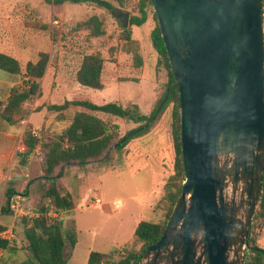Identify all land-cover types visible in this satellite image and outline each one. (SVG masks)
<instances>
[{
  "label": "rangeland",
  "instance_id": "374dc122",
  "mask_svg": "<svg viewBox=\"0 0 264 264\" xmlns=\"http://www.w3.org/2000/svg\"><path fill=\"white\" fill-rule=\"evenodd\" d=\"M110 1L117 7L113 12L97 5L71 1L53 4L45 0H0V52L15 56L20 61L23 73L16 75L17 87H23L25 84L24 72L28 61L38 60L40 52L50 54L46 73L40 80L41 93L30 100L34 110L40 112L36 115L35 123L38 124L36 130L41 134L42 141H50L52 138L48 130L44 131V127L46 124L48 126L57 114L48 112V104L84 98L101 104L117 99L122 101L125 107L136 110L137 106V112L149 115L166 88L167 71L160 63V57L152 44L151 32L156 26L152 10L142 25L126 26L130 28L132 36V41H128L122 21L116 16V12H127L130 17L140 16V0H127L123 6L114 0ZM93 15L103 22L104 33L97 37L80 24ZM97 52L104 58L106 67L105 81L102 77L105 85L101 90L83 86L76 79L83 57ZM137 52L142 57L141 65L136 64ZM0 71L4 72L2 69ZM173 106L174 102H171L166 110L151 122L149 131L132 138L121 149L114 148L107 159L85 164V169L90 172L103 170L101 183L95 187L96 194L89 196L78 209L67 213L63 211L59 216L63 219L65 228L75 226L80 233V245L73 252V256L71 247L67 250V264H87L89 251L111 248L115 249L108 253L107 258L118 260L122 255L118 252L121 248L141 247V242L134 234L138 222L166 219L168 206L164 208V205H169L167 194L169 190L176 189L173 184L178 183V180H172L175 172ZM80 109L82 107H71L66 113L70 116ZM104 116L109 124H118L119 138L141 124L117 116ZM137 141L148 142V147L145 148L148 149L149 159L158 165L159 173H155L153 177L160 184L158 194L152 192L153 179L147 177L156 165L141 159H147L148 156L140 153L141 158L126 162L131 159L129 146L137 144ZM154 149H158V163L154 160ZM30 160L32 169L25 170L16 163L11 173L16 171L20 174L1 182L2 206H7L8 200L18 192L25 195L23 206L27 211L32 212L39 206L42 196L33 185V180L42 174L43 150L33 154ZM66 168L71 170L67 165L62 176L57 177L61 182L67 173ZM65 188L66 185L61 191L65 192ZM9 189L13 190L10 197L7 193ZM48 202L46 199V203ZM148 202H152L150 208L146 205ZM107 205L111 206L112 212L105 209ZM49 215L55 216V213L51 211ZM21 216L13 211H0V227H6L1 234H5L12 242L16 239V260L24 259L28 255ZM251 228V241L248 242L245 253L250 252V246L264 248V219H256L254 216ZM3 252L0 250V255Z\"/></svg>",
  "mask_w": 264,
  "mask_h": 264
},
{
  "label": "water",
  "instance_id": "95a60500",
  "mask_svg": "<svg viewBox=\"0 0 264 264\" xmlns=\"http://www.w3.org/2000/svg\"><path fill=\"white\" fill-rule=\"evenodd\" d=\"M151 2L175 82L141 129L177 87L185 179L139 264H243L264 178L263 0Z\"/></svg>",
  "mask_w": 264,
  "mask_h": 264
},
{
  "label": "trees",
  "instance_id": "16d2710c",
  "mask_svg": "<svg viewBox=\"0 0 264 264\" xmlns=\"http://www.w3.org/2000/svg\"><path fill=\"white\" fill-rule=\"evenodd\" d=\"M45 1L53 4H63L67 1L79 4L88 3L103 7L112 12L117 9L110 0ZM114 1L123 6L127 0ZM151 10L156 19V26L151 32L152 44L160 57V63L163 64L167 71L168 77L163 94L149 115L137 112V106H135L136 110H134L116 101L99 104L89 98L66 99L63 103L47 105L48 112L57 113L48 126L46 124L44 127V131L48 130L52 138L50 141H42L41 134L37 130L34 131L32 128L27 129L24 135V143L28 150L17 154L18 162L24 166L28 164L33 150L39 145H41L44 155L43 175L38 180H34L35 182L33 183L37 187L38 192L40 191L42 200L35 210L32 212L28 210V214L21 216L24 223L23 233L27 241L25 249L28 255L24 259L16 260V252L18 250V246L15 243L16 239L12 242L10 238L0 234V250L4 251L0 255V264H67V250L70 247L72 249L77 243V231L75 226L65 228L63 219L59 217L63 211H70L74 207L72 194L69 191H61V188L65 187L63 181L61 182V179L57 178L61 166L64 163L71 165V162L84 166L91 161H100L106 155L110 146L117 141L127 137L116 147L118 150L125 147L132 138L141 136L151 128V125H149L141 129L153 118L159 104L175 82L167 49L151 0H140L139 11L141 15L131 16L130 21L133 25H142L147 20ZM80 24L91 30V34L95 37L104 33V29L102 28L103 22L96 15L91 16ZM123 28L126 31V39L132 41L130 28L124 26ZM49 58L50 54L48 52H40L38 60L28 61L24 72V86L13 88L11 95L5 101H0V114L8 123H16L18 119H15L14 116L23 114V103L40 95V80L46 73ZM135 60L137 65L142 64V57L138 52L135 54ZM104 63L105 60L100 53L86 54L77 71V81L83 86L102 89L104 87L102 80ZM0 69L16 75L23 73L20 61L5 52H0ZM171 102H174L172 111V138L175 151V172L172 180H178V183L173 184L174 187L176 186V189L169 190L167 194L166 200H168L169 205H164V208L168 206L166 219L164 221L141 220L137 224L135 237L141 242L139 249L121 248L118 252L122 253V255L118 260L107 258L109 257L108 253L113 252L115 248L108 253L94 250L90 252L87 264H139L147 246L161 237L167 219L181 193L182 184L185 179L180 135V101L177 87L172 89L157 116L166 110ZM71 107H82L83 110H76L73 115L68 116L66 111ZM102 114L130 119L135 122H141V124L119 138L118 124H109L102 117ZM133 132L135 133L133 134ZM12 192V189L8 190V197L11 196ZM46 199L49 200L48 203H46ZM0 211L7 213L14 212V210L9 208V204L2 206L1 203ZM51 211L55 213V216L49 215ZM254 216L256 219H264V178L260 200ZM5 229L6 227H0V233ZM251 236L252 228H250L249 232V243ZM243 264H264V248L250 246V252L245 253Z\"/></svg>",
  "mask_w": 264,
  "mask_h": 264
},
{
  "label": "crops",
  "instance_id": "0c3cea01",
  "mask_svg": "<svg viewBox=\"0 0 264 264\" xmlns=\"http://www.w3.org/2000/svg\"><path fill=\"white\" fill-rule=\"evenodd\" d=\"M105 70H106V67H104V70L102 73L103 79H104V76H106ZM16 77H17L16 74H11L7 71H4V72L0 71V101H5L11 95L12 89L17 87L18 81H17ZM104 81H105V79H104ZM104 85H105V83H104ZM102 89H104V87ZM99 90H101V89H99ZM112 101H114V100H112ZM115 101L124 106L122 101L117 100V99H115ZM107 102H110V101H107ZM104 103H106V102H104ZM22 107H23V114L21 113L19 115L14 116L15 119H18V121L14 124L8 123L0 114V184L3 181H7L10 176L16 177L14 175L20 174L16 171L11 173V170H13V167H14L13 165H16V163L19 164L21 167L25 168V170L32 169L31 168L32 167V164H31L32 160H30L28 162V164L25 166L21 165L18 162L17 154L21 153V152H25L28 150L27 146L24 143V135H25V132L27 129L32 128L34 131H36V128L38 126V124L35 123L36 115L40 112L34 110L33 103L30 101L24 102ZM80 110H83V109H80ZM44 115H46V114H44ZM104 115L105 114H102V117H105ZM139 141L135 142L137 144H133V145L131 144V146H129L130 147L129 149L131 150L129 152L131 159L126 160V162L133 161L134 158L135 159L141 158L139 156L144 155V153H145V156H148V158L147 159L141 158V159H143L144 161H147V162L150 161L149 155L147 154L148 149L145 148V146L148 145V142H146V141L139 142ZM154 143L156 144V142H154ZM40 149H41V145H39L36 149L33 150L32 155L37 153ZM157 150L154 149L153 154H154V160L158 163ZM140 153H142V154L140 155ZM91 162H94V161H91ZM88 163H90V162H88ZM149 164H153L154 166L156 165V164L152 163V161H150ZM67 165L68 164L66 163V166ZM68 166H70L71 170L69 171L68 168H66L67 173L65 175V178H63L64 179L63 183L67 187L66 191H69L72 194L73 201H74V207L70 211H73V210L78 209L81 206L82 202H84L87 198H89V196L96 194V188L95 187H96V185L100 186V183H101L100 176H101V172L103 170L97 171V172H94V171L90 172V170L85 169V165H84V167H80L83 165L74 164L72 162H71V165H68ZM107 170H109V169H107ZM26 172H28V171H26ZM155 173H159L158 165H156L155 169L151 170L150 173L147 175L148 178H150L151 180L153 179L154 189H152V192L158 194L160 184H159V181H155V178H153ZM42 175L43 174L39 175L34 180L35 181L38 180L40 177H42ZM18 193H20V192H18ZM99 200H100V198H99ZM146 205H148L150 208V206H152V202L151 203L148 202ZM105 209L112 212V208L110 205L105 206ZM70 211H65V212L67 213ZM77 230L78 229H76V231ZM1 235L5 236V234H1ZM79 236H80V233L78 230L77 231V243L72 248L71 256H73V252L75 251L77 246L80 245V237ZM111 250H113V248H111L110 250L107 249V250L100 251V252L108 253ZM92 251H94V250H92ZM90 252L91 251H89L88 256H89Z\"/></svg>",
  "mask_w": 264,
  "mask_h": 264
},
{
  "label": "built area",
  "instance_id": "2783aa9c",
  "mask_svg": "<svg viewBox=\"0 0 264 264\" xmlns=\"http://www.w3.org/2000/svg\"><path fill=\"white\" fill-rule=\"evenodd\" d=\"M263 21H264V14H263ZM25 199L26 198L24 194L17 193L16 195L10 198L9 208H11L12 210H14L15 213L20 214V215L28 214L29 212L23 206ZM92 205H94V203H92ZM5 237L7 236L5 235Z\"/></svg>",
  "mask_w": 264,
  "mask_h": 264
}]
</instances>
